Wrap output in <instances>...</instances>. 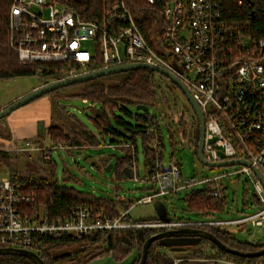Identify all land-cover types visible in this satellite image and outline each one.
<instances>
[{
  "label": "built area",
  "instance_id": "2783aa9c",
  "mask_svg": "<svg viewBox=\"0 0 264 264\" xmlns=\"http://www.w3.org/2000/svg\"><path fill=\"white\" fill-rule=\"evenodd\" d=\"M148 1L152 7H159L154 14L155 23L149 30V38L140 28L128 0H103L101 20L80 12L68 5L66 0H13L9 16L10 46L23 65L49 62L63 63L66 67L73 63L81 65V69L76 71H72L71 67L68 71L61 69L67 73L60 80L134 63H147L172 73L189 89L205 117V158L211 162L248 160L264 176V39L250 44L239 28L232 31L226 28L222 4L217 0ZM236 3L242 5L243 0ZM95 62H101L102 67L91 68ZM174 64L182 71L177 70ZM175 112V117L180 116L177 107ZM7 141L0 142V151L41 152L45 149L31 139L24 144ZM105 145L129 148L135 153L132 143ZM169 166V170H163ZM231 167L233 170L213 177L186 178L177 159L168 166L158 160L157 170L145 176L153 190L137 202L153 203L157 197L201 187H211L213 196H219V180L225 176L244 174L260 202L254 213L234 219L211 216L155 224L127 223L123 220L127 211L123 210L119 216L95 218L89 205L80 206L67 220L50 218L44 207L32 216H26L18 210V206L34 202L36 193L22 190L23 183L18 180L2 179L0 246L37 251L43 246L45 237L134 226L168 229L247 223L263 226L262 182L246 165ZM132 168L136 178V163ZM217 261L219 264H247Z\"/></svg>",
  "mask_w": 264,
  "mask_h": 264
},
{
  "label": "trees",
  "instance_id": "16d2710c",
  "mask_svg": "<svg viewBox=\"0 0 264 264\" xmlns=\"http://www.w3.org/2000/svg\"><path fill=\"white\" fill-rule=\"evenodd\" d=\"M12 1L0 0V80L39 75L41 84L45 85L54 80H60L65 76L67 72H62L61 69L63 68H66V71L70 67L72 71L81 69V65L78 63L69 64L68 67H66V64L55 62L21 64L17 52L10 46L9 42V16ZM217 1L222 4L223 24L226 28L230 31L239 28L250 44L256 43L259 39H264V0H251V2L243 0L242 5L237 4V0ZM66 2L93 19L101 20L103 18V0H66ZM128 4L135 13L143 33L149 38V30L155 23L154 14L159 11V7H152L148 0H128ZM102 65L101 62H95L90 67L99 69ZM158 74V72L149 69H134L101 76L45 94V96L52 97L51 120L47 131L42 134L38 132L37 140L34 141L40 144L44 133H48L51 142V147L47 149L48 151L38 152L33 159L30 155L24 152L21 153L25 154L24 156L28 159L29 174L21 173L17 167L21 158H19L20 154L0 151V162L9 170V178L22 182V190L36 193L34 202L23 203L18 206V210L23 215L32 216L39 208L44 207L50 218L67 220L73 216V211H76L80 206L89 205L93 209L92 216L95 218L119 216L121 210L127 211L123 220L132 224H155L183 220L181 218L172 219L170 213H167V217L134 218L130 210L138 200L135 201L133 198L123 199L122 197L115 199L89 191H82L73 186L60 184L56 175L58 164L53 156L54 147H68L67 150L69 151L82 148L83 145L99 146L106 143L107 138H110L109 141L107 140V143L110 144L132 143L135 147L134 154L129 148H120L124 156L116 158L113 165L117 177H125L126 170L131 169L137 163V149L140 139L144 145L147 174L154 173L157 170V161H163L164 159L166 144L161 126L162 118H164L161 104L168 103V96L157 78ZM158 77L163 78L165 82H171L166 76L160 75ZM170 84L171 98L175 102V106H177L180 95L184 98L185 96L177 86L172 82ZM68 89L70 91H67ZM175 92H179L180 95ZM62 97L83 98L92 102V104L100 105V108L94 109L93 114L89 116L96 132L91 131L86 123L75 114L69 112L66 106L59 102ZM137 105H148L149 108L155 107L159 110V115L151 113L149 110L134 113L130 108ZM2 107L3 104L0 102V110ZM173 117L175 116H172L171 119ZM5 118L1 119L0 123H3ZM195 119V131L190 136V141H188L185 129H181L184 119L177 116L180 124V127H178L179 134L177 135L181 137L183 143L189 144L197 157L200 129L199 122L197 118ZM3 131L4 129L1 128L0 124V135H2ZM171 139H174L173 134H171ZM111 162H113L111 158L106 157L99 160L96 164L100 169H106ZM32 163L34 166L31 165ZM149 189L153 190L152 187H149ZM219 189V196H213L211 187L191 190L183 198L186 210L199 215L201 218L219 217L218 215L224 212L227 206L224 185L221 184ZM174 194L176 193L173 192L169 195ZM254 198V204L259 207L260 202L256 194H254ZM191 227L207 230L213 233L227 247L242 252H255L264 248L263 241H241L232 231L224 227ZM167 229V227L134 226L97 229L84 234H60L55 238L45 237L43 246L36 252L45 264H85L94 258L104 255H112L115 260L121 261L131 253L136 255L129 264H139L145 240L151 235ZM173 239L154 241L149 248L145 264H175L176 260H179L177 264H219L217 260L247 264L264 262V256L241 257L221 250L212 241L205 238L195 243L196 246L191 250L172 249L169 241ZM71 244H78V246H83V248L77 247L73 249V254H71L66 251ZM2 247L4 246H0V248ZM88 247L91 249L84 255L83 252H87ZM166 250H172L174 255L163 252ZM78 253L84 255V261L75 257ZM0 264L36 263L24 256L0 255Z\"/></svg>",
  "mask_w": 264,
  "mask_h": 264
},
{
  "label": "rangeland",
  "instance_id": "374dc122",
  "mask_svg": "<svg viewBox=\"0 0 264 264\" xmlns=\"http://www.w3.org/2000/svg\"><path fill=\"white\" fill-rule=\"evenodd\" d=\"M33 10H37V8L33 7ZM158 76L160 75L158 74ZM158 76L157 78L160 80L161 86L168 96V103L161 104V110L164 112V118H162L161 126L163 134L165 136L166 144V147L164 149L163 163L168 166L174 159H177L181 164V169L183 171L184 177L186 178L195 177L203 179L205 177H213L233 170V167L231 166L216 167L210 169L208 166L203 165L198 160V158L194 154V150L187 143H183L181 137L177 135L179 134L178 127H180L179 121L177 120V117H173V119H171V117L176 116V112L174 110L177 106H181V103H184V99L179 92H175L181 97V101L178 100L177 106H175V102L171 98V89L169 88L171 87V82H165L163 78ZM40 84L41 79L39 75L20 76L18 78L10 80H0V102L2 104H8L10 103V99L13 96H16L17 94ZM67 91L70 90L68 89ZM41 98L42 97H39L38 100H41ZM51 102L52 97L50 96V99L47 98L46 101H39V103L36 104V107L40 109L43 104L48 103L47 108L50 114ZM59 102L62 105L66 106L69 112L75 114L80 120L86 123L91 131L96 132L91 120L89 119V116L93 114L94 109H99L100 105L92 104V102L90 101L86 102L83 98L71 97H62L59 99ZM130 109L134 113L140 111L136 109V106L131 107ZM149 111L151 113H156L159 115V110L155 107H150ZM33 113L39 114V112L36 111H34ZM42 121L44 122L42 126L43 132L47 131V127L49 126V118H40L35 121L36 131L33 132V135H35V137H33V140L35 141L37 140V131L39 130V126ZM0 124L2 128L3 123L1 122ZM7 133L8 131L4 129L1 134L8 135ZM171 134L174 135L173 140L171 139ZM187 135L188 141H190L191 135L189 133ZM26 140L29 139H21L18 144H24ZM107 140L109 141L110 138H107ZM107 140L106 143H103L99 146L83 145L82 148L72 149L69 151L60 147L54 149L53 156L58 164L56 175L59 183L73 186L82 191H89L97 195L115 199L122 197L123 199L133 198L135 201H137L149 194L151 192L149 187H151L152 184L145 177L147 175V169L145 165L144 145L142 140H139L137 149V179L135 177H117L115 167L111 168V170L109 171L100 169L98 167L96 163L106 157L111 158V161H113L111 163H114V161H116V158L124 156V153L120 148H116L115 146L111 145H105L108 144ZM40 144L45 148L44 151L51 147L48 133H44V136L41 138ZM7 152H17L18 154H20L19 158H21L18 161L17 167L21 171V173L29 174L30 168L27 165L28 159L24 156L25 154H21L23 152L16 150H8ZM24 153L30 155L32 159L33 157L35 158L36 154H38V152L33 151H24ZM31 165L34 166L33 163ZM8 178L9 170L0 162V180ZM219 181L220 184L224 185L225 195L227 196L226 209L224 212L218 215L219 218H239L244 215H250L257 210L258 206L254 204V187L247 180V177L244 174H241L240 176H225ZM188 192H190V190H182L174 195H167L166 197L160 196L155 198L153 203L144 204L136 202L134 206H132L130 213L134 218H150L156 216L167 217V213H170L171 218L175 220L179 218L184 220L201 219L199 215L193 214L186 210L183 198L184 195ZM224 228L232 231L233 234L241 241L264 242V225L254 226L251 223H247L246 225H231L225 226ZM169 245L172 249L190 250L196 246L195 243H188L176 239L170 240ZM77 247L83 248V246H78V244H71L66 249V251L73 254V249ZM89 249L91 248L88 247L87 252H83L84 255L87 254L88 251H90ZM163 252H165L166 254L174 255L172 250H166ZM84 255L82 253H78L75 255V257L84 261ZM135 255V253H131L121 261L115 260L112 255H104L94 258L85 264H129L131 263Z\"/></svg>",
  "mask_w": 264,
  "mask_h": 264
},
{
  "label": "water",
  "instance_id": "95a60500",
  "mask_svg": "<svg viewBox=\"0 0 264 264\" xmlns=\"http://www.w3.org/2000/svg\"><path fill=\"white\" fill-rule=\"evenodd\" d=\"M251 2V0H248ZM174 67L182 71L181 67L178 66L177 64H174ZM149 69L155 72H158L167 78L171 80V82L179 88V90L183 93V95L186 97L187 101L191 105L196 118L199 122V129H200V138H199V146H198V151H197V158L198 160L205 166H208L209 168H216V167H230L234 165H246L250 167L256 176L259 178V180L262 182V185L264 187V176L260 169L256 166H254L250 161L248 160H243V159H236V160H227V161H221V162H211L208 161L205 156H204V143H205V117L203 115V112L189 91V89L184 85V83L175 75H173L170 72L165 71L162 68L147 64V63H134V64H126V65H120V66H114L110 68H104V69H99V70H93L90 72H86L83 74H80L78 76H74L71 78H66L58 81H53L48 84L42 85L33 91L27 93L26 95L20 97L19 99L11 102L10 104L4 106L0 110V120L7 117L9 114H11L13 111L16 109L29 104L30 102L38 99L39 97H42L45 94H48L52 91H55L60 88H64L73 84L77 83H82L85 81L93 80L95 78L101 77V76H107L115 73H120V72H125L129 70H134V69ZM137 110L140 111H148L149 106L148 105H137L136 106ZM43 121L40 123L39 130L38 132L40 134L43 133L42 126H43ZM114 163H110L106 167V171L111 170L113 167ZM170 166L168 168H163V170H169ZM125 177H133V169H128L126 170ZM176 239L179 241H184L188 243H197L200 242L202 238L208 239L212 241L216 246H218L221 250H224L226 252L241 256V257H247V258H252V257H260L264 256V248L261 250L255 251V252H242L237 249H232L227 247L221 240H219L213 233L201 229V228H193L190 226H179V227H173L169 228L164 231H160L158 233H155L151 235L148 239L145 240L143 244V249H142V256L139 264H145L147 257H148V251L149 248L151 247L152 243L156 240H162V239ZM0 255H19V256H24L27 257L31 260H33L36 264H45L43 259L40 257V255L32 250L29 249H22V248H15V247H2L0 248Z\"/></svg>",
  "mask_w": 264,
  "mask_h": 264
},
{
  "label": "crops",
  "instance_id": "0c3cea01",
  "mask_svg": "<svg viewBox=\"0 0 264 264\" xmlns=\"http://www.w3.org/2000/svg\"><path fill=\"white\" fill-rule=\"evenodd\" d=\"M42 86L36 85L35 87L29 88L26 91H23L16 96H13L10 100V103L19 99L20 97L26 95L27 93L33 91L34 89ZM47 98L50 99V96H42L41 100H34L30 102L29 104L22 106L15 111H13L11 114H9L2 125V129H6L8 131V135H0V142H19L21 139H31L33 140V132L36 131L35 128V121L40 118H49V122L51 120V112L49 114V110L47 108V104H43L40 109L36 107V104L39 103V101H46ZM8 103V104H10ZM6 103L3 104V106L8 105ZM39 112V114H34L33 112ZM50 111H51V104H50ZM38 133V131H37ZM11 143V142H10ZM133 169V168H132ZM132 178V177H131Z\"/></svg>",
  "mask_w": 264,
  "mask_h": 264
},
{
  "label": "flooded vegetation",
  "instance_id": "af4514ba",
  "mask_svg": "<svg viewBox=\"0 0 264 264\" xmlns=\"http://www.w3.org/2000/svg\"><path fill=\"white\" fill-rule=\"evenodd\" d=\"M180 98H179V100L181 101ZM182 98L184 99V103H181V106H179L180 108L177 107L178 108V114L180 115V117H182L184 119L183 126L181 127V129H185V132L187 134L189 133L190 135H192L194 133L195 127H196V121H195L196 115H195L191 105L187 101L186 97L184 98L182 96Z\"/></svg>",
  "mask_w": 264,
  "mask_h": 264
},
{
  "label": "bare ground",
  "instance_id": "6f19581e",
  "mask_svg": "<svg viewBox=\"0 0 264 264\" xmlns=\"http://www.w3.org/2000/svg\"><path fill=\"white\" fill-rule=\"evenodd\" d=\"M4 247H12V246H4ZM15 248H18V247H15ZM22 249H25V248H22ZM29 250H31V249H29ZM33 251V250H32ZM34 252H36V251H34ZM37 253V252H36Z\"/></svg>",
  "mask_w": 264,
  "mask_h": 264
}]
</instances>
